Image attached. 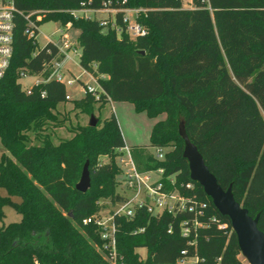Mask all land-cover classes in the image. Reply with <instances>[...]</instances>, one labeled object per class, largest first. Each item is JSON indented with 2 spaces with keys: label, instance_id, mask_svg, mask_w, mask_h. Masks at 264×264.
Masks as SVG:
<instances>
[{
  "label": "trees",
  "instance_id": "obj_1",
  "mask_svg": "<svg viewBox=\"0 0 264 264\" xmlns=\"http://www.w3.org/2000/svg\"><path fill=\"white\" fill-rule=\"evenodd\" d=\"M16 5L23 14L44 16L41 26L55 22L78 29L79 65L105 94L101 103L92 94L67 100L66 86L55 81L26 93L18 83L20 72L42 74L58 50L48 44L35 56L38 46L24 34L26 20L17 16L14 57L0 83V188L8 192L0 196V219L6 206L22 219L0 227V264H111L99 251L103 241L96 227L82 221L100 212L101 199L115 204L123 199L116 188L121 176L116 150L126 146L125 138L113 114L99 119L96 128L80 124L73 138L54 145L43 132L49 123L64 126L54 111L68 102L88 116L108 99L132 103L151 119L165 116L153 126L149 148L168 149L166 159L157 160L147 147L131 150L140 170L165 169L184 194L181 185L193 182L179 134L185 124L219 185L233 186L235 200L252 218L259 214L264 233V0H194V9H184L178 0H16ZM105 5L147 9L137 19L147 34L130 36L122 12L116 13L122 33L95 17L71 13ZM101 156L112 160L100 165ZM87 161L91 187L81 193L75 187ZM193 183L198 199L208 203L196 249L181 235L182 222L192 215L153 216L140 209L131 220L116 218L117 264H175L184 250L205 264H243L231 221ZM139 249L146 250V258Z\"/></svg>",
  "mask_w": 264,
  "mask_h": 264
},
{
  "label": "built area",
  "instance_id": "obj_2",
  "mask_svg": "<svg viewBox=\"0 0 264 264\" xmlns=\"http://www.w3.org/2000/svg\"><path fill=\"white\" fill-rule=\"evenodd\" d=\"M184 2V0H178ZM194 9V0H189ZM184 8V7H183ZM77 12L85 13L84 17H89L87 14H95L99 12H110L116 14L117 12H122L124 14L123 22L126 26L125 31L134 37H143L147 34V31L138 23L137 19L142 13H146L147 9H135L129 8L124 10L119 9H109L107 5L103 9H77ZM76 18L79 17L75 11L71 12ZM17 16H21L26 20V27L24 34L32 39L34 44L38 46V39L41 35V20L37 12H30L23 14L20 12L16 5V0H0V83L7 75L9 68L11 66L14 57V42H15V29L17 26ZM112 27L116 29L119 33H122V29L116 25L115 21L111 23ZM102 25L107 26L108 23L102 22ZM69 25L65 26L63 29L58 30L61 33L58 42H54L50 38L48 39V44L53 45L57 48L58 54L52 58L49 62L44 64V72L40 75H30L27 70H22L20 72L19 80L27 78H36L37 80L31 85L27 91L31 94L34 87L40 86L41 84L55 81L57 83H62L68 88L74 87L79 79H72V74L69 69L65 67L67 62L73 61L71 57V52L77 53V50H72L73 43L68 38ZM45 45V46H46ZM44 46V47H45ZM39 49L34 54L38 55ZM49 54H53L52 50H49ZM45 73H48L45 76ZM85 73L90 77L91 81L95 86L89 83H81L84 85L83 92L84 95L92 94L95 96L96 101H100L101 95L105 94L104 89L101 84L98 83L97 78L85 71ZM105 76H102L104 78ZM1 88V86H0ZM46 95V92L42 94V97ZM67 100H71V96L68 94L66 96ZM109 103H113L108 99ZM101 103V101H100ZM168 149L155 148L154 157L159 161H164L166 159ZM117 153V164L121 170V184H123V192L120 195L122 200L115 204V207L106 214L99 212L91 217L83 219L82 223L85 226L93 225L96 227L99 234L100 240L103 241L102 246L99 247L101 251L110 261L111 264H117V217H125L129 220L133 219L136 212L140 209H146L150 215L162 216L163 214H171L173 216L177 215H192V219H186L181 224V235L183 238L190 239V246L196 249V236L197 230L206 226L200 220L206 215L208 208V203L198 199L196 195V186L193 182L186 183L185 186L181 185L185 194L180 191L178 186H176V176L170 175L165 176V169L159 168L157 170L142 171L138 168L134 153H132L131 147L124 146L116 150ZM167 182V183H166ZM169 184V186L167 185ZM171 186V188H170ZM187 191V192H186ZM189 192V193H188ZM216 221L215 219H213ZM224 227V225H221ZM172 227L169 229V233L172 232ZM141 232L144 229L140 230ZM193 236V238H191ZM180 257L177 259L175 264H205L204 260L197 254L194 256L189 255L188 250L181 251ZM36 264H39L38 262Z\"/></svg>",
  "mask_w": 264,
  "mask_h": 264
},
{
  "label": "rangeland",
  "instance_id": "obj_3",
  "mask_svg": "<svg viewBox=\"0 0 264 264\" xmlns=\"http://www.w3.org/2000/svg\"><path fill=\"white\" fill-rule=\"evenodd\" d=\"M184 9H191L193 6L189 2V0H184L183 2ZM87 10V9H86ZM78 11V10H77ZM76 12L75 15L77 16H85V13ZM91 18H97L101 20L102 22L111 24L115 21L116 14L113 12H99L96 14H87ZM45 17L42 16V20ZM41 20V22H42ZM64 26L55 22H46L43 23V25L40 28V37L38 39V49H43V47L48 43V39L50 38L54 42H58L60 39L61 33H58L57 31L60 29H63ZM68 38L72 41L73 46L72 50H77V53L74 51L71 52V57L73 61L67 62L65 67L70 70V73L72 74V79H79V82L76 83L74 87L68 86L67 92L71 96L72 101H77L81 98H83L84 92L83 87L84 85L82 83H89L93 86L95 84L91 81L90 77L84 73V70L79 65L80 56L82 54V50L78 44V35L80 34L79 30L73 29L69 26L68 30ZM36 78H27L22 79L18 83L23 87L25 91L32 87L31 85L36 81ZM132 105V104H131ZM130 104L128 106H131ZM114 107L118 108L117 103H110L107 104L105 107L99 108L97 105L95 107L94 116L102 121L109 119L113 115V109ZM132 107V106H131ZM54 113L57 116V119L59 121L64 122V126L62 128L56 127L54 123H49L45 127V130L43 132V135H48L51 137V140L54 145L60 144L63 140L71 139L73 138L74 131L79 125H89L91 119L90 116L86 114L80 113V111H77L74 109V102H68V103H62L58 107ZM117 117L119 118V121L122 125V132L125 135L127 143L132 146L136 145H144L148 148V152H151L152 154L155 153V148L150 147V129L152 126V123L160 121L165 119V116H160V118L153 120L150 117L148 118L145 114H137L133 109L130 110L128 108L124 109L122 112L120 110H117ZM30 137L32 138V141L34 144H39L40 141L36 140L35 134L30 133ZM43 137V136H42ZM132 148V147H131ZM166 152V150H165ZM4 153V149L1 146L0 143V158L1 155ZM167 153V152H166ZM111 156H101L99 160L100 165H105L110 163ZM119 183L117 184V192L121 193L123 192V184H121L122 177H117ZM0 196L2 197H8L7 190L0 188ZM15 201L20 202V198L14 197ZM99 205L101 206L100 212L106 214L107 212L111 211L112 208L115 207V203H113L109 199H101L99 201ZM22 219L21 215L17 212V210L13 207L6 206L4 207V218L0 219V227L1 226H8L9 224L18 223ZM138 252L140 255L144 258H146V250L145 249H139ZM241 260L243 264H249L248 261L245 259L243 255H241Z\"/></svg>",
  "mask_w": 264,
  "mask_h": 264
},
{
  "label": "water",
  "instance_id": "obj_4",
  "mask_svg": "<svg viewBox=\"0 0 264 264\" xmlns=\"http://www.w3.org/2000/svg\"><path fill=\"white\" fill-rule=\"evenodd\" d=\"M142 54H145L142 52ZM89 126L96 128L99 119L90 116ZM179 134L185 142L184 159H187L190 168V178L204 189L212 200L220 215L228 218L232 223L233 231L238 237L241 254L249 264H264V233L259 229V214L255 218L249 215L242 203L237 202L233 194V186L224 189L219 185L216 176L205 163L203 155L191 142L186 132L185 124H181ZM83 173L76 189L79 192H88L91 187V173L89 161L83 167ZM72 214L69 213V216Z\"/></svg>",
  "mask_w": 264,
  "mask_h": 264
},
{
  "label": "crops",
  "instance_id": "obj_5",
  "mask_svg": "<svg viewBox=\"0 0 264 264\" xmlns=\"http://www.w3.org/2000/svg\"><path fill=\"white\" fill-rule=\"evenodd\" d=\"M96 14V13H95ZM79 36V35H78ZM84 70V69H83ZM70 71V70H69ZM84 73H85V70H84ZM82 83V82H81ZM72 99V98H71ZM114 103H117V105H118V108L117 107H114V109H113V114H115V116H116V118H118L117 117V110L119 111L120 110V112H122L124 109H126V108H128V109H130V110H134L135 111V107H134V105L132 104H130V103H124V102H114ZM131 105V106H128V105ZM136 112V111H135ZM137 113V112H136ZM137 114H145V113H137ZM146 115V114H145ZM153 120H156V119H153ZM118 121H119V118H118ZM156 123V122H155ZM154 122L152 123V126H151V129H150V134H151V131H152V128H153V126H154V124H155ZM119 124H120V128H121V131H122V125H121V122L119 121ZM84 126H86V125H84ZM149 134V135H150ZM122 135H124L123 134V132H122ZM124 138H125V135H124ZM150 138H151V135H150ZM125 143H126V145L127 146H129V147H132V146H134V145H132V146H130L128 143H127V141H126V138H125ZM136 146H141V147H145L144 145H136Z\"/></svg>",
  "mask_w": 264,
  "mask_h": 264
}]
</instances>
